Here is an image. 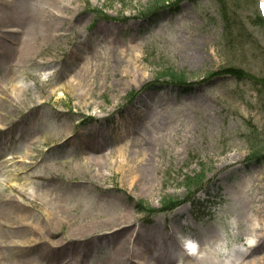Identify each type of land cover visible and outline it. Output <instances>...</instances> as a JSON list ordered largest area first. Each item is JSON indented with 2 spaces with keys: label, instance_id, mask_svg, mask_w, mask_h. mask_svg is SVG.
I'll return each mask as SVG.
<instances>
[{
  "label": "rangeland",
  "instance_id": "1",
  "mask_svg": "<svg viewBox=\"0 0 264 264\" xmlns=\"http://www.w3.org/2000/svg\"><path fill=\"white\" fill-rule=\"evenodd\" d=\"M157 1L0 3V264H264L260 0Z\"/></svg>",
  "mask_w": 264,
  "mask_h": 264
},
{
  "label": "bare ground",
  "instance_id": "2",
  "mask_svg": "<svg viewBox=\"0 0 264 264\" xmlns=\"http://www.w3.org/2000/svg\"><path fill=\"white\" fill-rule=\"evenodd\" d=\"M9 1L10 2H13L12 0H6V3L9 2ZM57 1L58 0H41V2H43V10H48L50 7H53L54 5L57 4ZM262 3H263V7H264V0H262ZM28 38H29V35H25L24 36V39L17 46V49H16L17 52H19V50L25 45V41L26 40H29ZM32 50L33 49L30 46V42H29V44H26L22 48V53L24 55H28V54H30L32 52ZM99 160H100V158L95 159V161H99ZM129 183H131V182H129ZM117 219H123L124 221L122 222V224L125 225V226H121L117 230H113L114 232L112 233V236H115V237H118L119 236V237H121V241L123 242V244L120 246L119 250L116 251V260H117V262H121V261L122 262H125L126 260H128L129 257L133 253V249L135 247L137 248V246H138L139 240L136 243V239H141L143 237H147L148 239H146V242L148 244H146L147 246L144 247V251H147L148 248H150V247L152 248L153 247V241H154V239H160L161 238L165 242V243H161L159 241L156 242V245H155L156 248L155 247L154 248L156 249L155 250L156 253L159 254L157 257H160L161 258L159 260V262L157 261L156 264H158V263L159 264H180V262L178 263V259H179L178 253L176 254V253H174L175 251H173V252L171 251V248H172L173 245H171V244L169 245V243H170V236L169 237H167V235H164L162 237L161 236H157V235L154 236V235L149 234L148 232H145V234H144V233H142L140 231H138L136 233H135V231L129 232L128 225H130V222L131 221H127L128 217L126 215H124V216H121V217H119ZM47 220L50 222V217L49 216L47 217ZM49 225H50L49 226V229H48L49 230V233H50L51 236H53L54 235L53 233H54V229L55 228L52 226V224H49ZM107 225H108V227H110V229L111 228H114L115 227L114 226L115 225L114 219L112 221H110ZM99 232H100V230L93 229L89 233L84 234V236L86 237V236H93V235H95L93 238H97L98 236L101 235V234H99ZM152 232H154V229L152 230ZM134 233H135V236L133 238ZM168 234H170V233H168ZM129 244H131L130 250H126L125 249V246L126 245H129ZM249 245L252 246V242L251 241H250ZM200 251L201 250H199L197 252V254H199ZM173 254H174V256L171 257ZM144 255H145L144 252H142L141 253V259H144L145 258ZM163 255H166V257L164 258ZM152 264H155V263H152ZM210 264H217V263H213L212 262Z\"/></svg>",
  "mask_w": 264,
  "mask_h": 264
},
{
  "label": "trees",
  "instance_id": "3",
  "mask_svg": "<svg viewBox=\"0 0 264 264\" xmlns=\"http://www.w3.org/2000/svg\"><path fill=\"white\" fill-rule=\"evenodd\" d=\"M168 1L169 0H158V2H157L156 5H162L163 3L168 2ZM243 76H246V75H243ZM243 76H240V77H243ZM164 77H168V75L166 73H164V74H161L159 76V78H164ZM172 78L175 79V77H172ZM250 78L252 79V81H259L257 79L252 78L251 76H249V79ZM177 79H179V78H177ZM259 82L260 83H263V85H264V81H259ZM261 149H264V148H261ZM172 203H173L172 200H165V201H163L162 206L164 207V209H168L169 208V205H171Z\"/></svg>",
  "mask_w": 264,
  "mask_h": 264
}]
</instances>
